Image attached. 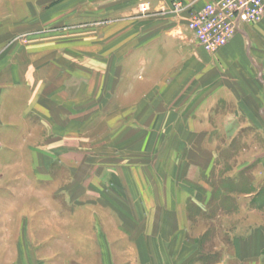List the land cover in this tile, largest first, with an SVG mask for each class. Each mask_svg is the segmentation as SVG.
I'll return each instance as SVG.
<instances>
[{
    "label": "crops",
    "instance_id": "1",
    "mask_svg": "<svg viewBox=\"0 0 264 264\" xmlns=\"http://www.w3.org/2000/svg\"><path fill=\"white\" fill-rule=\"evenodd\" d=\"M205 1L98 0L94 51L74 19L8 47L0 25V264H37L59 237L98 240V264H118L119 240L130 264H205L186 226L210 190L200 172L231 128H264V15L208 52L185 29ZM250 154L254 188L238 194L237 229L206 264H264V151ZM74 207L104 232H71Z\"/></svg>",
    "mask_w": 264,
    "mask_h": 264
},
{
    "label": "rangeland",
    "instance_id": "2",
    "mask_svg": "<svg viewBox=\"0 0 264 264\" xmlns=\"http://www.w3.org/2000/svg\"><path fill=\"white\" fill-rule=\"evenodd\" d=\"M96 12L97 14L95 15ZM70 19H74L73 23L85 24L81 28L88 30L86 34L88 37L85 40L86 46L94 51L95 47L98 46L95 43L94 36L98 37V32L92 31L93 28L90 27L93 24H98V0H0V25L4 22H7L9 27L10 24L20 25L16 30L15 27L12 30L7 27V38L9 39L7 47L10 42L16 39L20 40L23 34H29L27 36H30V34H36L35 31L43 33L48 30L58 32L69 29V26L65 23ZM31 31L33 32L29 33ZM216 134L221 136L222 133L217 132ZM230 135H235L230 143L226 142L223 145L219 144L216 146L217 158L212 171L207 176L200 172L201 182L204 186L210 187L208 193L205 192L198 197V199L202 198L204 200V206L195 202L190 203L188 206L190 221L186 226L189 231L197 234L196 240H198L199 253L194 258L205 264L219 258L218 253H211V250L216 249L223 243H227L228 231L233 232L237 229V224L241 217L233 214L238 210V194L240 192H249L254 188L253 164L243 165L249 163L252 158L250 153H261L264 151V128H242L237 132L231 128ZM243 139H246V143L243 142ZM14 177L15 175L12 176V179ZM61 185L62 183L60 188L58 185L55 188V199L57 201L63 200V195H65L59 192L63 188H61ZM73 185L72 188L69 185L65 186V188L71 190L69 194L73 199H76L80 193ZM254 199L257 204L264 202V185L259 196ZM64 210L65 212H69V210L72 212L71 225L67 224L68 226L70 225L71 232L89 231L88 228L90 226L94 228L92 231L100 230L104 232L103 225L79 223V217L76 212L80 209L74 207L65 208ZM88 211H92V209ZM83 216L82 220L85 219ZM63 226L65 227L64 224L59 225L61 231ZM114 242L120 247L119 255L117 256L118 264L133 263L135 258L125 256L128 245L124 243H127V241L119 240ZM101 243L103 244V249H105L107 241L103 239ZM55 244L53 255L34 256V262L36 261L37 264H46L47 262L48 264H82L81 261L86 260V264H98V240H63L59 237V239L55 240ZM94 248L95 251L91 253ZM46 252L45 250L44 253Z\"/></svg>",
    "mask_w": 264,
    "mask_h": 264
},
{
    "label": "built area",
    "instance_id": "3",
    "mask_svg": "<svg viewBox=\"0 0 264 264\" xmlns=\"http://www.w3.org/2000/svg\"><path fill=\"white\" fill-rule=\"evenodd\" d=\"M176 12L185 7L180 2L173 5ZM147 10L140 4V11ZM264 15V0H207L192 9L185 18V29L208 52H215L227 43L242 24H254Z\"/></svg>",
    "mask_w": 264,
    "mask_h": 264
}]
</instances>
